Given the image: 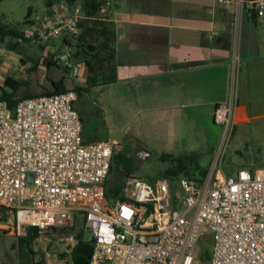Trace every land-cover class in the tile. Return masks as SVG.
Here are the masks:
<instances>
[{
	"label": "built area",
	"instance_id": "built-area-1",
	"mask_svg": "<svg viewBox=\"0 0 264 264\" xmlns=\"http://www.w3.org/2000/svg\"><path fill=\"white\" fill-rule=\"evenodd\" d=\"M234 9L237 26L245 12L264 22V0H216ZM82 8L52 11L40 19L31 43L46 47L79 32ZM57 64L81 72L70 50ZM83 67V66H82ZM239 60H232L230 96L217 105L213 122L220 140L202 181L127 178L124 198L105 204V179L114 141L85 143L73 89L20 100L13 110L0 99V232L25 236L69 231L94 236L88 264H195L202 239L212 242L210 264H264V167L223 171L220 160L235 122ZM32 182H28V175Z\"/></svg>",
	"mask_w": 264,
	"mask_h": 264
},
{
	"label": "crops",
	"instance_id": "crops-1",
	"mask_svg": "<svg viewBox=\"0 0 264 264\" xmlns=\"http://www.w3.org/2000/svg\"><path fill=\"white\" fill-rule=\"evenodd\" d=\"M84 1L76 0L75 6L82 8ZM96 1L102 3L101 16L113 24L116 33L117 82L112 86L126 85L131 97L142 101L141 86L157 83L162 93L148 108H157L161 129L187 123L199 131L210 130L215 107L229 100L234 57L239 60L236 124L250 122L251 108L264 111V22L242 12L236 26L234 9L216 0ZM59 9L71 8L64 2L55 3L52 10ZM60 44L52 41L39 47L28 42L25 46L39 58L40 66L47 52ZM51 71L56 74L58 68L47 70L49 83L59 81L61 75L55 78ZM135 83H141L139 90L132 87ZM205 133L201 132L197 142L200 149L186 152L203 154ZM211 161H207L208 171Z\"/></svg>",
	"mask_w": 264,
	"mask_h": 264
},
{
	"label": "rangeland",
	"instance_id": "rangeland-1",
	"mask_svg": "<svg viewBox=\"0 0 264 264\" xmlns=\"http://www.w3.org/2000/svg\"><path fill=\"white\" fill-rule=\"evenodd\" d=\"M46 3L47 0H5L0 3V21L8 24L20 36H10L6 43L0 42V94L2 90L13 92L4 85L7 78L18 84L14 91L16 99L42 95L50 89L45 61L69 49L61 48L60 45L58 49L47 52L41 63L43 66H38L39 58L35 59L36 56L25 46L32 41L46 10ZM79 67L81 72L72 75L71 70L58 65V72L55 74V70L51 71V76L58 78L60 74L59 79L64 78L66 89L84 86V68L82 65ZM139 86L141 83L132 84V87ZM126 87L115 85L94 88L80 101L87 109L84 114L86 137L89 140L106 138L104 140L114 141V153L122 146L126 157L127 164L116 167L114 173L108 177L106 185L122 184L123 188L126 187L127 177L122 171L126 168L130 170L129 176L132 178L163 179L162 172L169 167L171 159L181 156L187 150L200 149L197 142L201 140V132H206L207 137L205 152L201 154L200 161L204 163L211 159L213 163L220 140L219 125H211L208 131L193 129L187 123H177L174 129H161L157 126V108H148L150 104L157 103V95L162 93L157 83L147 82L146 87L141 86L143 89L139 92L144 99H134L133 104L131 93ZM251 110L253 113L249 115L250 122L234 126L222 153L220 164L226 173H234L241 167L251 169L254 167V158L264 162V111L258 113V108ZM140 149H146L149 157L143 159L138 155L137 151ZM115 203V199L105 200V204L110 207ZM79 226L80 222L77 223L76 231L82 234L83 240L93 243V234L88 230H79ZM68 234L69 231H47L33 242L31 254L18 244L17 237L0 232V264H30L31 259H42L44 264H71L69 254L72 245L66 240ZM204 242L211 243V238L203 237L202 247ZM199 257L195 264H210L209 261H201Z\"/></svg>",
	"mask_w": 264,
	"mask_h": 264
},
{
	"label": "trees",
	"instance_id": "trees-1",
	"mask_svg": "<svg viewBox=\"0 0 264 264\" xmlns=\"http://www.w3.org/2000/svg\"><path fill=\"white\" fill-rule=\"evenodd\" d=\"M5 0H0V3ZM247 2H255L258 0H246ZM58 2H64L69 8H73L76 5V0H47L46 8L50 14L53 10V5ZM102 3L96 0H86L82 4L83 17L78 22L79 32L73 36H65L61 41V48H67L71 51L73 58L78 64H81L85 70V84L84 86H75L73 90L78 94V100L81 101L85 94L89 93L94 88H106L114 85L117 82V64H116V50L115 40L116 33L113 24L101 16ZM10 36L20 37L18 33L12 29L8 24H4L0 21V42L6 43L7 38ZM14 47V45H11ZM58 64L55 58H51L45 61V67L48 69L56 67ZM4 85L13 90L12 93H8L2 90L0 99L7 101L10 110H13L16 104L25 98H31V96H25L20 99H16L14 91L18 84L13 82L9 78L5 79ZM50 89L42 95L57 94L66 91L64 85V78L59 81H50ZM35 97V96H32ZM75 109L79 112V116L82 122V135L83 141L96 142L104 139L89 140L84 133V114L87 109L77 102L74 105ZM201 153L198 152H185L177 158L170 160V165L162 172V178L173 183L180 178H192L198 181H202L208 173L209 162L202 163L200 161ZM254 167H264V162L258 159H253ZM121 164H127L126 157L123 153L122 146L119 147L116 153L113 152L112 163L110 171L104 182L105 192L107 199L122 200L124 198L122 190V184L118 185H106L108 177L114 173V169ZM239 169H243L242 167ZM238 169V170H239ZM125 177H130V170L128 168L122 170ZM232 174L233 172H228ZM67 230L60 229L59 232H65ZM45 234V233H44ZM43 234L39 233L34 227L28 229L25 236L17 237V242L20 246L24 247L29 253L33 254L32 244L35 240L41 237ZM212 248V242L203 243V247L200 252V260L207 262L210 260V253ZM92 253V243L86 242L82 238L81 233H77L76 242L72 246L70 251L71 264H88ZM30 264H44L42 259L32 261Z\"/></svg>",
	"mask_w": 264,
	"mask_h": 264
},
{
	"label": "flooded vegetation",
	"instance_id": "flooded-vegetation-1",
	"mask_svg": "<svg viewBox=\"0 0 264 264\" xmlns=\"http://www.w3.org/2000/svg\"><path fill=\"white\" fill-rule=\"evenodd\" d=\"M78 100V99H77ZM134 100V98H133ZM131 100V101H133ZM77 105H80V102L77 101ZM138 155H140L143 159H146L149 157V153L146 151V149H140L137 151Z\"/></svg>",
	"mask_w": 264,
	"mask_h": 264
},
{
	"label": "water",
	"instance_id": "water-1",
	"mask_svg": "<svg viewBox=\"0 0 264 264\" xmlns=\"http://www.w3.org/2000/svg\"><path fill=\"white\" fill-rule=\"evenodd\" d=\"M28 182H29V183L32 182V175H31V174L28 175Z\"/></svg>",
	"mask_w": 264,
	"mask_h": 264
}]
</instances>
